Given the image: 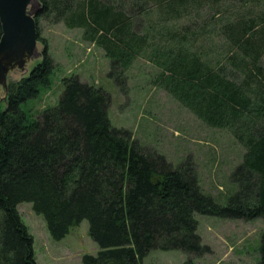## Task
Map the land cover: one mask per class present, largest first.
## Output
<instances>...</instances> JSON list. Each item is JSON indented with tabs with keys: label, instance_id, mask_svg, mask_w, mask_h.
Wrapping results in <instances>:
<instances>
[{
	"label": "trees",
	"instance_id": "16d2710c",
	"mask_svg": "<svg viewBox=\"0 0 264 264\" xmlns=\"http://www.w3.org/2000/svg\"><path fill=\"white\" fill-rule=\"evenodd\" d=\"M36 1L42 59L0 99V264H37L20 203L32 205L55 241L86 220L99 250L82 264H142L152 250L210 254L196 233V215L264 221V0ZM207 10L213 58L196 47L206 35L193 33ZM182 20L191 26H174ZM41 21L81 30L82 40L110 60L109 76L123 94L126 71L145 57L176 101L206 126L228 130L244 153L227 204L202 191L190 158L173 167L113 128L109 95L77 76L62 80L55 106L37 117L24 111L22 104L50 89L56 66ZM257 264H264V232Z\"/></svg>",
	"mask_w": 264,
	"mask_h": 264
},
{
	"label": "rangeland",
	"instance_id": "374dc122",
	"mask_svg": "<svg viewBox=\"0 0 264 264\" xmlns=\"http://www.w3.org/2000/svg\"><path fill=\"white\" fill-rule=\"evenodd\" d=\"M37 1H32L28 14L34 15ZM207 10L193 25L194 34H205L197 49L210 58L216 54L212 21ZM200 24H199V23ZM190 25L189 20L175 22L174 26ZM41 38L45 39L48 54L54 60L50 89L36 99L22 104L24 111L37 117L47 107L57 104L63 92L62 80L77 76L82 83L101 88L110 97L107 114L115 129L128 131L144 152L162 156L177 167L187 158L196 166L202 191L217 204L226 205L237 187L230 176L242 160L243 147L225 129H213L203 124L194 114L176 101L157 81L159 68L151 60H135L125 75L126 94L120 92L114 78L109 76L110 60L95 45L82 40L81 30H70L62 24L51 25L41 21ZM172 26V24H171ZM191 26V25H190ZM198 34V35H201ZM43 45L35 42L31 51L20 45L0 56V99L4 84L28 76L41 61ZM264 66V59L262 61ZM5 78H3V76ZM3 107V106H2ZM17 211L33 237V253L37 264H82L84 255H96L97 245L89 237L88 222L82 221L62 240H53L42 216L36 215L30 203H20ZM196 233L210 254L199 258L188 257L179 251L152 250L142 264H257L260 260L261 219L225 220L211 216H195ZM190 260V262H189Z\"/></svg>",
	"mask_w": 264,
	"mask_h": 264
},
{
	"label": "water",
	"instance_id": "95a60500",
	"mask_svg": "<svg viewBox=\"0 0 264 264\" xmlns=\"http://www.w3.org/2000/svg\"><path fill=\"white\" fill-rule=\"evenodd\" d=\"M36 0H0V23L2 37L0 40V56L12 52L20 45L31 51L37 42L34 15L28 14V7ZM1 72V69H0ZM3 78L4 75H2ZM4 84V91H6Z\"/></svg>",
	"mask_w": 264,
	"mask_h": 264
}]
</instances>
